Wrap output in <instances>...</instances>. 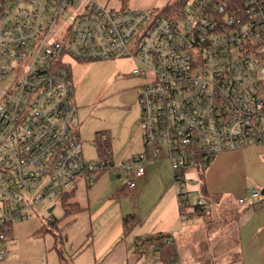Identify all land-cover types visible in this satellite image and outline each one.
<instances>
[{
    "label": "built area",
    "instance_id": "built-area-1",
    "mask_svg": "<svg viewBox=\"0 0 264 264\" xmlns=\"http://www.w3.org/2000/svg\"><path fill=\"white\" fill-rule=\"evenodd\" d=\"M119 57L146 78L145 151L116 166L85 157L71 62ZM263 143L264 0H186L156 15L98 0H0V261L13 222L63 202L80 179L126 172L135 189L145 165L166 153L186 205L202 158ZM261 196L251 190L239 203ZM194 207L211 214L202 198Z\"/></svg>",
    "mask_w": 264,
    "mask_h": 264
},
{
    "label": "crops",
    "instance_id": "crops-1",
    "mask_svg": "<svg viewBox=\"0 0 264 264\" xmlns=\"http://www.w3.org/2000/svg\"><path fill=\"white\" fill-rule=\"evenodd\" d=\"M131 6L135 9L153 7L145 0H135ZM140 115L138 107V125L141 121ZM103 132L109 138L113 157V132L111 129ZM144 151V142L138 138L136 150H130L128 160ZM223 153L217 154L206 170V190L209 197L217 194L221 198L218 203L209 206L210 215L196 212L195 204H187L181 210L177 195L172 189L171 164L168 159L162 157L145 165L146 175L137 180L135 189L123 186L115 190L112 198L119 189L124 188L123 195L129 190L135 195L137 204L122 208L119 214H116L115 224L112 221H104L101 224L104 230L102 229V233L97 237L89 230V235L80 241L79 250L75 255L68 258L56 249L58 256L52 263H49L48 259L39 262L28 258L24 261L19 258L18 246L9 241L6 247L8 256L5 260H9V264H61V258H67L69 264H165L156 250L162 240L152 237L169 233L172 235L170 241L177 250L175 264H264V195L249 205H242L244 209L235 205L242 196L248 195L251 198V190H264V143L234 154ZM189 175L192 176V172ZM81 180L86 182L85 179L79 181ZM157 181H161L162 194L151 196L148 204L144 205L143 199L148 189ZM106 185L110 191L113 190L109 184L102 188ZM74 188L73 193L77 191V182ZM198 190L200 192V185ZM109 206L110 204H105L96 209L94 215L89 201L87 207H81L82 211L90 212L89 219L92 223L95 222L94 217L104 214ZM131 213L136 214L139 221L126 230L124 218ZM233 232L236 234V241L232 238ZM10 237H13V232Z\"/></svg>",
    "mask_w": 264,
    "mask_h": 264
},
{
    "label": "rangeland",
    "instance_id": "rangeland-1",
    "mask_svg": "<svg viewBox=\"0 0 264 264\" xmlns=\"http://www.w3.org/2000/svg\"><path fill=\"white\" fill-rule=\"evenodd\" d=\"M98 1L112 9L122 8L118 0ZM145 1H149L153 5V7L145 8V10L156 15L164 6L175 0ZM134 3L135 0H132L129 7H132L131 5H134ZM130 60L129 58L119 57L89 63L71 62L75 84V101L79 108L77 130L81 135L85 157L93 162L100 161V154L95 142L98 132H103L106 129L112 130L113 157L111 162L115 163L116 166H120L128 160L132 148L136 150L138 138L139 141L144 142L139 93L146 82V78L136 77L132 74L133 65H136V63L132 60L133 64ZM11 80L12 78L3 82L1 84L2 88L9 89ZM138 107H140L141 114L139 125L136 116ZM235 152L241 151H230L223 154H234ZM165 155L166 153L163 157ZM218 155L213 157L211 162ZM190 171L194 180L191 184L192 191L190 190L187 194V202L194 205L203 195L198 190L200 185L198 173L193 169ZM100 178L98 182L91 183L84 180L78 181L77 191L73 193L75 190L73 188L72 193L65 202L44 201L30 212L31 216L28 219L15 220L12 224L13 237H9L4 242V248L6 249L7 242H14L19 249V258L24 261L28 258L39 262L48 259L49 263H52L58 256L56 249L68 258L75 255L79 250L80 241L89 235V230H91V234L93 233L97 237L102 233L101 230H104L101 225L104 221H112L115 224L116 214H119L122 208L125 209L128 206L137 204L135 195L129 190L126 191V195L112 198L118 187L124 186L130 189L126 172L108 171ZM160 183L161 181H157L148 189L147 195L143 199L144 205L148 204L151 196L162 194ZM105 184H109L113 187V190L110 191L107 185L102 188ZM97 185L98 188H96ZM172 189L177 195L173 180ZM185 190H187V187ZM257 191L261 192V190ZM214 195L217 194H212V196ZM244 198L249 199L250 196L245 195L238 198L235 205L239 209H244L239 203V199ZM74 201L80 203L82 207H87L89 201L92 204L91 211L93 215L95 210L103 205L110 204V206L104 211V214L94 217L95 222L92 221V223L89 219L90 212L88 210L86 212L81 211L76 216L77 221L71 222L73 217L70 215L62 220L66 212L65 204ZM54 206V211L49 213V208ZM49 217H52L51 221H55L57 227L50 224ZM45 228L49 231L45 230V233H42ZM232 235L233 240L236 241L235 232ZM67 260V258H61V264H69ZM176 262L177 260L173 263ZM0 264H9V260H2Z\"/></svg>",
    "mask_w": 264,
    "mask_h": 264
},
{
    "label": "trees",
    "instance_id": "trees-1",
    "mask_svg": "<svg viewBox=\"0 0 264 264\" xmlns=\"http://www.w3.org/2000/svg\"><path fill=\"white\" fill-rule=\"evenodd\" d=\"M118 1L121 3L122 8L125 9V8H129L132 0H118ZM185 1L186 0H175L173 2H170L166 6H164V8L162 9V12H170L171 8H174V7L177 10H182V7H183ZM95 142L97 144V149H98L99 154H100V159H103L105 161H111V158H112L111 145H110L109 138L107 137V135L104 132H98ZM212 159L213 158H209V159L202 158L201 161L199 162V166L197 168V173H198V177L200 180V193L203 195L202 199L206 202L207 206H211V205H213V203H218L221 199L217 195L209 197L210 195H208L207 190H206L205 175H206V170H207L209 164L211 163ZM102 174L103 173L97 175L95 181H97L98 178ZM124 191H125L124 188L119 189L118 192L116 193V196L117 197L122 196L124 194ZM69 196H70V194H67L64 197L63 202H65ZM187 204H188V202H186V205ZM186 205H180L181 210H183L186 207ZM65 208H66V212H65V215L62 218V220L65 219L68 215H70L73 217L71 222H74L76 220V216L83 210V208L80 206V204L76 201L65 204ZM138 221H139V219H138L136 214H134V213L128 214L124 218L125 229L129 230ZM50 224L57 227V224L55 223V221H50ZM45 230L49 231V229L45 228L44 230H42V233L43 232L45 233ZM9 234H10V236L12 235V230L10 231ZM152 238L157 239V240H162V242L159 244V246L156 249L157 252L159 253V258L162 262H164L165 264H169V263H172V262L177 260L176 247L174 246V243L172 241H170L172 238L171 234H169V233L168 234H162L161 233V234L155 235ZM170 242H171V244H170Z\"/></svg>",
    "mask_w": 264,
    "mask_h": 264
},
{
    "label": "water",
    "instance_id": "water-1",
    "mask_svg": "<svg viewBox=\"0 0 264 264\" xmlns=\"http://www.w3.org/2000/svg\"><path fill=\"white\" fill-rule=\"evenodd\" d=\"M261 194L264 195V190L261 192ZM53 209H54V208H51V209L49 210V212L52 213Z\"/></svg>",
    "mask_w": 264,
    "mask_h": 264
}]
</instances>
